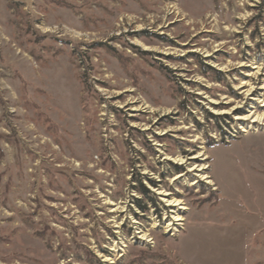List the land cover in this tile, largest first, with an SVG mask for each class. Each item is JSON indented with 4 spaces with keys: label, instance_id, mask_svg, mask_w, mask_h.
<instances>
[{
    "label": "rangeland",
    "instance_id": "374dc122",
    "mask_svg": "<svg viewBox=\"0 0 264 264\" xmlns=\"http://www.w3.org/2000/svg\"><path fill=\"white\" fill-rule=\"evenodd\" d=\"M263 100L264 0H0V264H264Z\"/></svg>",
    "mask_w": 264,
    "mask_h": 264
},
{
    "label": "bare ground",
    "instance_id": "6f19581e",
    "mask_svg": "<svg viewBox=\"0 0 264 264\" xmlns=\"http://www.w3.org/2000/svg\"><path fill=\"white\" fill-rule=\"evenodd\" d=\"M138 43L141 44L140 42H138ZM262 102H264V100ZM223 113H228V112L223 111L222 113L220 112L219 114H223ZM263 116H264L263 113H258L256 111H253V112H249L247 114H244L242 116H236L234 119L237 120V121H249L248 127L250 128L253 125H262V126H264V118H263ZM241 129H242L243 132H246V129H243V128H241ZM200 157H201L202 160H205L206 159V155L205 154H202V152H198L197 155H194L192 157H189L186 160H184L182 158H179L178 161L180 163H187L189 160H193V159H197V158L200 159ZM166 158L167 159H171L170 157L168 158V156ZM206 167H207V165L205 163L200 164V165H196V163H195L192 166H189V168H188L187 171L188 172H194L196 174L198 173L199 176L201 177V180H205L206 183H208V184L211 185L212 181L210 180V178L208 177V175L204 172V170L206 169ZM180 177H182V174L177 175L175 177V179L180 178ZM158 194L161 195V196H164V197H166V195H167V193L165 194L164 192L162 193L161 191H159ZM165 202H166V206L170 208V211L171 212L175 211V208L177 206L181 205V202H180L179 199L178 200H175V199L174 200L173 199H171V200L166 199ZM179 209H185V208H179ZM173 216L174 217L171 219V221H168L167 227H174L175 225H180L179 224V221H182V218L180 217V215H173ZM172 229H174V228H170V230H172ZM174 230L176 231V229H174ZM141 236L143 237L145 235L142 234ZM116 248H117V246L116 245H113V247L111 249L113 251H116ZM104 260L106 262L110 263V264H113L114 263V261L112 260V258L109 257V256H106Z\"/></svg>",
    "mask_w": 264,
    "mask_h": 264
},
{
    "label": "trees",
    "instance_id": "16d2710c",
    "mask_svg": "<svg viewBox=\"0 0 264 264\" xmlns=\"http://www.w3.org/2000/svg\"><path fill=\"white\" fill-rule=\"evenodd\" d=\"M140 191H141L144 195H146V194L148 193V191H147L146 189H144L143 186H141ZM139 207H140L141 210H145V207H143V206H139Z\"/></svg>",
    "mask_w": 264,
    "mask_h": 264
}]
</instances>
